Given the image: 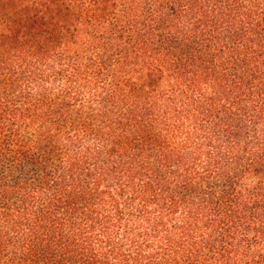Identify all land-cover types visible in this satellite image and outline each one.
<instances>
[{"label": "trees", "instance_id": "16d2710c", "mask_svg": "<svg viewBox=\"0 0 264 264\" xmlns=\"http://www.w3.org/2000/svg\"><path fill=\"white\" fill-rule=\"evenodd\" d=\"M0 264H264V0H0Z\"/></svg>", "mask_w": 264, "mask_h": 264}]
</instances>
